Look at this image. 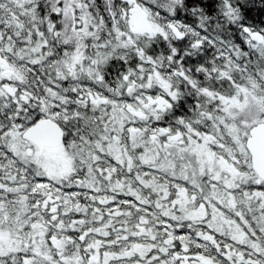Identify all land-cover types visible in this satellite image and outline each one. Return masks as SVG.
Wrapping results in <instances>:
<instances>
[{
    "label": "snow or ice",
    "instance_id": "snow-or-ice-1",
    "mask_svg": "<svg viewBox=\"0 0 264 264\" xmlns=\"http://www.w3.org/2000/svg\"><path fill=\"white\" fill-rule=\"evenodd\" d=\"M0 264H264V0H0Z\"/></svg>",
    "mask_w": 264,
    "mask_h": 264
}]
</instances>
